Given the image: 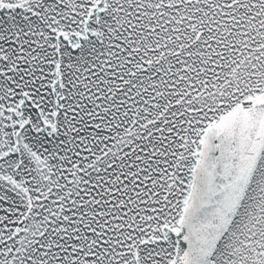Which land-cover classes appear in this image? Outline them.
Returning a JSON list of instances; mask_svg holds the SVG:
<instances>
[{
  "label": "snow or ice",
  "instance_id": "snow-or-ice-1",
  "mask_svg": "<svg viewBox=\"0 0 264 264\" xmlns=\"http://www.w3.org/2000/svg\"><path fill=\"white\" fill-rule=\"evenodd\" d=\"M0 264H264V0H0Z\"/></svg>",
  "mask_w": 264,
  "mask_h": 264
}]
</instances>
